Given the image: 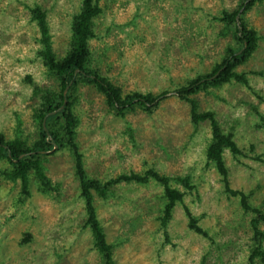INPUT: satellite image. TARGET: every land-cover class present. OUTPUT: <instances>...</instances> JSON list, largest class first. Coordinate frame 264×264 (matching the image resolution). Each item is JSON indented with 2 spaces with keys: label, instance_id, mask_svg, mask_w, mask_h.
I'll return each mask as SVG.
<instances>
[{
  "label": "rangeland",
  "instance_id": "obj_1",
  "mask_svg": "<svg viewBox=\"0 0 264 264\" xmlns=\"http://www.w3.org/2000/svg\"><path fill=\"white\" fill-rule=\"evenodd\" d=\"M100 3L104 11L96 19L98 36L88 41L95 65L98 62L101 72L125 91L168 92L154 113L137 109L119 117L95 88L79 89L77 140L89 175L106 180L152 167L167 176L189 177L194 186L187 189L179 180L171 181L185 195L168 223V241L159 220L164 187L155 180L122 184L108 200L96 197L98 217L115 244L116 264H249L253 213L243 210L239 197L224 191L220 174L206 156L210 124L195 127L189 104L175 92L210 72L227 47L237 45L232 30H225L216 17L223 9H235L239 0ZM35 5L46 10L54 50L62 56L81 0H0V132L7 138L14 136L17 116L24 134L36 136L32 110L38 99L32 98L27 77L42 86L55 84L39 56V29L28 9ZM244 18L259 35V48L238 67L249 72L252 90L233 82L202 91L197 98L201 110L215 112L224 131L234 130L244 151L239 158L224 151L231 186L249 193L251 205L264 211V125L256 112L264 115V77L250 73L264 71V0ZM8 167L10 163L0 159V264H102L83 226L84 203L69 151L60 150L46 162L50 179L61 183L60 194L38 191L31 176V194L21 200L20 183L1 175ZM185 205L211 239L188 228ZM260 227L264 230V223ZM26 233L30 240L22 242Z\"/></svg>",
  "mask_w": 264,
  "mask_h": 264
},
{
  "label": "trees",
  "instance_id": "obj_2",
  "mask_svg": "<svg viewBox=\"0 0 264 264\" xmlns=\"http://www.w3.org/2000/svg\"><path fill=\"white\" fill-rule=\"evenodd\" d=\"M261 2L263 0H239L235 9L221 11L216 19L224 24L225 30H232L237 45L228 46L222 60L216 63L210 72L188 80L175 90L176 96L189 104L191 122L195 127L205 121L210 124L212 140L206 149V156L214 163L220 174L224 191L228 196L239 197L243 210L253 213L250 221L253 242L248 255L249 264H257V260L264 264V230L260 227L264 223V211L251 205L249 193L231 186L224 151L228 150L234 158H239L244 151L234 139L233 129L224 131L214 111L200 109L197 94L233 82L252 90L249 72L239 71L238 67L246 64L259 48L258 32L246 23L244 14L256 3ZM28 9L39 29V56L47 74L54 79L55 84L42 86L31 77H27L32 86L31 96L38 99L37 105L32 110V118L38 128L35 138L31 139L29 135L24 134L23 120L17 116L12 138H7L0 132V159H6L10 163V167L1 171L2 177L20 183L21 200L31 194V176L38 183V191L45 194H60L61 183L50 179L46 162L50 155L60 150H68L74 162L75 176L80 184V197L84 203L86 219L83 226L89 229L93 247L100 255L102 264H116L115 244L108 240L105 227L98 217L96 197L108 200L115 195L117 187L122 184L129 182L147 184L150 180H155L164 187L165 204L159 220L168 241V223L176 204L183 203L185 195L184 191L173 187L171 181L177 179L187 189H192L194 186L190 183L189 177L167 176L152 167L142 172L132 170L119 173L106 180L92 177L86 169L84 154L77 140L80 118L76 111L80 99L79 89L82 86H90L101 93L109 110L119 117H124L137 109L148 114L154 113L160 106V98L168 91L164 90L160 93L125 91L121 85L101 72L98 62L95 65L88 41L98 36L95 32L96 19L104 11L100 0H81L80 8L71 21L69 48L62 56L54 50L46 10L38 5L29 6ZM250 73L264 77V71L255 70ZM256 112L264 125V115L258 109ZM258 127L261 125L259 124ZM254 148L252 146L251 151ZM184 210L188 217V228L211 239L208 231L199 224L200 218L193 215L187 205L184 206ZM30 237V233H26L22 242L30 240Z\"/></svg>",
  "mask_w": 264,
  "mask_h": 264
},
{
  "label": "water",
  "instance_id": "obj_3",
  "mask_svg": "<svg viewBox=\"0 0 264 264\" xmlns=\"http://www.w3.org/2000/svg\"><path fill=\"white\" fill-rule=\"evenodd\" d=\"M66 92H67V89L64 91V93L66 94ZM65 102H66V100H65Z\"/></svg>",
  "mask_w": 264,
  "mask_h": 264
}]
</instances>
